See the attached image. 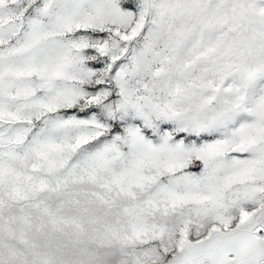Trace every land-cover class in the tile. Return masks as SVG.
I'll return each instance as SVG.
<instances>
[{
	"label": "snow or ice",
	"instance_id": "obj_1",
	"mask_svg": "<svg viewBox=\"0 0 264 264\" xmlns=\"http://www.w3.org/2000/svg\"><path fill=\"white\" fill-rule=\"evenodd\" d=\"M0 264H264V0H0Z\"/></svg>",
	"mask_w": 264,
	"mask_h": 264
}]
</instances>
